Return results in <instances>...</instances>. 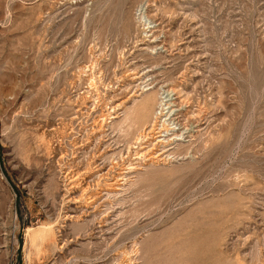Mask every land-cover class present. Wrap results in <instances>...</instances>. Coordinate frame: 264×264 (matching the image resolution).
Segmentation results:
<instances>
[{
  "label": "rangeland",
  "instance_id": "rangeland-1",
  "mask_svg": "<svg viewBox=\"0 0 264 264\" xmlns=\"http://www.w3.org/2000/svg\"><path fill=\"white\" fill-rule=\"evenodd\" d=\"M0 264H264V0H0Z\"/></svg>",
  "mask_w": 264,
  "mask_h": 264
},
{
  "label": "bare ground",
  "instance_id": "bare-ground-1",
  "mask_svg": "<svg viewBox=\"0 0 264 264\" xmlns=\"http://www.w3.org/2000/svg\"><path fill=\"white\" fill-rule=\"evenodd\" d=\"M147 88V87H146ZM145 90V89H144ZM143 90V91H144ZM148 91V90H146ZM145 91V92H146ZM146 93H144L145 95ZM140 96V95H138ZM143 99L141 100L140 99V102H136L134 104L133 102V106H132V110H128L129 112H126L124 115V119H123V123H124V120L125 121H128V123H130V128H131V124H134V121H135V124L137 123L136 120H138V123L139 121H147L148 116L150 117V114L152 113L151 116L153 117H156V115L160 112L162 109H158L159 111H157V109H153V106L154 104L157 102V107H162L163 105V99H162V96L159 95V98L158 100L155 99V95H151V94H147L145 95V97L143 96L142 97ZM157 98V97H156ZM139 101V100H138ZM156 110V111H155ZM122 112H125V111H122ZM122 115V116H123ZM161 115V114H160ZM132 117V118H131ZM129 120H132L131 122ZM163 122V121H162ZM127 123V122H126ZM127 123V124H128ZM137 123V124H138ZM134 124V125H135ZM121 125V124H120ZM143 125V124H142ZM169 126V125H168ZM121 127V126H120ZM123 127V126H122ZM137 128V127H136ZM143 128V127H142ZM140 129V128H138ZM125 131V130H123ZM131 131V130H130ZM129 131V132H130ZM136 132V131H135ZM138 133V132H137ZM167 133V132H166ZM148 136V135H147ZM163 136V135H161ZM159 136V137H161ZM134 137V136H133ZM150 137V136H149ZM143 140L142 142H145V138H144V135L140 134L139 137H137L136 140ZM161 141H164V140H161ZM160 141V142H161ZM135 142V141H134ZM139 142V141H138ZM137 145V144H136ZM135 146V145H134ZM139 148V147H138ZM163 151V150H162ZM163 153V152H162ZM129 167V166H128ZM120 180V179H119ZM118 181V180H117ZM93 198V197H92ZM97 198V197H96ZM91 199V198H90ZM32 228V227H31ZM40 228V226L38 227ZM47 229H50V228H46ZM54 241H53V236H52V233L49 232V231H45L43 228L41 229H37L33 231H31L30 228L27 229V234H26V245H27V258L29 261H31V257L33 256H37L40 254V252H42L43 249H50V247L54 248ZM44 252V251H43ZM46 252V251H45ZM41 255V254H40ZM38 258V257H37ZM41 258V257H40Z\"/></svg>",
  "mask_w": 264,
  "mask_h": 264
}]
</instances>
